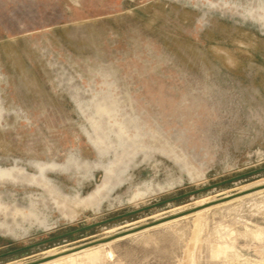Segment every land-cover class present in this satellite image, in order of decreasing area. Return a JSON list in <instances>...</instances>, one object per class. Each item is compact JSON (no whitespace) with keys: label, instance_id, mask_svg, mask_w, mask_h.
I'll return each mask as SVG.
<instances>
[{"label":"rangeland","instance_id":"1","mask_svg":"<svg viewBox=\"0 0 264 264\" xmlns=\"http://www.w3.org/2000/svg\"><path fill=\"white\" fill-rule=\"evenodd\" d=\"M0 167V254L264 167V0H0ZM51 256L264 264V173Z\"/></svg>","mask_w":264,"mask_h":264},{"label":"water","instance_id":"2","mask_svg":"<svg viewBox=\"0 0 264 264\" xmlns=\"http://www.w3.org/2000/svg\"><path fill=\"white\" fill-rule=\"evenodd\" d=\"M1 169H6V168L0 167V170ZM48 170H50V169H48ZM262 173H264V167H261L259 169L254 170V171H250L248 173L233 177L231 179H227V180H224V181H221V182H218V183H214V184L209 185V186H205V187H202V188L195 189L193 191H190V192H187V193L175 196V197L164 199L162 201H158L156 203H153V204H150V205H146L144 207H139L137 209H134V210H131V211H127L125 213H121V214H118V215H115L113 217L104 219L102 221L93 222V223H91L89 225L80 227V228L72 230V231H68V232L60 234V235L49 237L47 239H43L41 241H37V242L31 243L29 245H25V246L19 247L17 249H14V250H11V251H8V252L0 254V259L4 258V257H7V256L16 255V254H20V253H23V252L31 251V250L41 249L42 247H44L46 245H49L51 243H56V242L61 241V240L66 241L71 236H74V235H77V234H82V233H85V232H87L89 230H93V229H96V228H103L105 230H108V227L110 225H115V224H117V223H119L121 221H127L129 218H133L135 216H139V215L145 214V213H147L149 211H152V210L162 209V208H170V207H172L173 204H175V203H177L179 201H182V200H184L186 198L195 199L197 196H201V195H205V194H212L214 192H217L220 188H222V187H224L226 185H229L231 183H236V182L244 180V179H246L248 177H252V176H255V175L262 174ZM237 196H239V193H236V194L224 197V198H220V199H218L216 201H213L212 203H210V204H208V205H206L204 207L194 208V209H192V210H190L188 212H185V213H182V214H179V215H176V216L168 217L167 219H164L162 221H152V222L148 223L145 226L138 227L137 229H134V230L130 231L128 234H133V233H137V232L146 230L148 228L156 227V226L162 224L163 222L171 221V220H174L176 218H180V217H183V216H186V215L193 214L194 212H196L198 210H201V209L203 210V209H207V208H211V207H215V206L227 203V202L235 199V197H237ZM128 234L126 233L125 235H128ZM125 235H123V236H125ZM118 236L119 235L114 236V237H110L109 239H104V240L107 242V241H113V240H116L117 238L122 237V236H120V237H118ZM105 241H95V242L90 243V244H92V245H96L97 244L98 245V244L103 243ZM46 260H48V259L44 258L41 261H37V262H42V261H46Z\"/></svg>","mask_w":264,"mask_h":264},{"label":"bare ground","instance_id":"3","mask_svg":"<svg viewBox=\"0 0 264 264\" xmlns=\"http://www.w3.org/2000/svg\"><path fill=\"white\" fill-rule=\"evenodd\" d=\"M6 172L3 170V171H1L0 172V174H5ZM251 187V186H250ZM244 189V188H243ZM252 192V191H251ZM239 193V196H237V197H235V199L236 198H239V197H243V196H246L247 194H249L250 192H246V193H240V192H238ZM201 202V201H200ZM197 203V202H196ZM198 204H200V203H198ZM197 212V211H196ZM195 213V212H194ZM200 214H201V212H200ZM200 214H198V215H200ZM145 221V220H144ZM135 229H137V228H135ZM132 230H134V229H132ZM131 230V231H132ZM128 232H130V231H128ZM128 234V233H127ZM125 235V234H124ZM120 236H123V235H119L118 237H120ZM110 238V237H109ZM109 238H106V239H109ZM103 241H105V240H103ZM107 242H110V241H107ZM106 241L105 242H103V243H107ZM50 254V253H49ZM53 258H55V256H51V257H49V258H46V259H48V260H46V261H42V262H36V263H31V264H41V263H45V262H47V261H50V260H52ZM58 260V259H57ZM59 260H60V258H59ZM59 260H58V262H59ZM54 260H52V262H53ZM63 261V260H62ZM63 262H66L65 260L63 261ZM68 262V261H67ZM66 262V263H67ZM55 263H57V262H55Z\"/></svg>","mask_w":264,"mask_h":264}]
</instances>
